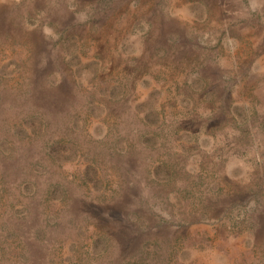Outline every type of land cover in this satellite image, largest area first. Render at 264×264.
Returning a JSON list of instances; mask_svg holds the SVG:
<instances>
[{"label":"rangeland","instance_id":"obj_1","mask_svg":"<svg viewBox=\"0 0 264 264\" xmlns=\"http://www.w3.org/2000/svg\"><path fill=\"white\" fill-rule=\"evenodd\" d=\"M0 264H264V0H0Z\"/></svg>","mask_w":264,"mask_h":264},{"label":"bare ground","instance_id":"obj_2","mask_svg":"<svg viewBox=\"0 0 264 264\" xmlns=\"http://www.w3.org/2000/svg\"><path fill=\"white\" fill-rule=\"evenodd\" d=\"M177 4V2H176ZM178 5V4H177ZM179 8L177 9L179 13H177L176 18H171L170 20V27L174 26H180V22L177 19V16L179 14L185 16L187 15V10L186 7L178 6ZM44 44H46V40L43 41ZM220 68L219 67H213V71L215 73H220ZM127 200H123L120 202H117L113 205H96V204H89V208L95 213L96 215L102 217L105 220H115L119 222V228L118 232L121 238L125 243H129V241H133L136 237V234L134 231H131V226L129 223L125 222L124 218L127 213Z\"/></svg>","mask_w":264,"mask_h":264}]
</instances>
